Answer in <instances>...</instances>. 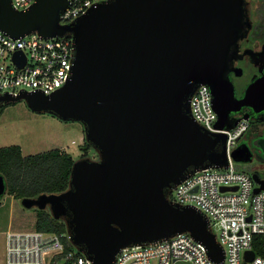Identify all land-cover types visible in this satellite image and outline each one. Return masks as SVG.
<instances>
[{"label":"water","instance_id":"water-1","mask_svg":"<svg viewBox=\"0 0 264 264\" xmlns=\"http://www.w3.org/2000/svg\"><path fill=\"white\" fill-rule=\"evenodd\" d=\"M67 4L34 0L14 9L10 0H0V30L13 37L32 30L44 37L70 35L73 54L63 85L49 93L0 92V107L22 99L34 111L79 121L96 152L73 160L66 189L22 197L21 205L62 218L70 242L89 264H111L121 247L180 231L221 261L222 247L205 215L167 195L195 170L227 164L225 133L200 125L189 98L200 83L210 88L209 80L225 72L244 29L243 0H100L60 23ZM13 59L24 62L20 50ZM257 84L264 92V82L256 81L246 96ZM211 100L215 125H235L217 108L212 92ZM231 155L235 161L250 159L244 142ZM250 174L257 183L253 191L264 188V177ZM4 191L0 173V195ZM252 256V250L244 252L245 259Z\"/></svg>","mask_w":264,"mask_h":264},{"label":"built area","instance_id":"built-area-1","mask_svg":"<svg viewBox=\"0 0 264 264\" xmlns=\"http://www.w3.org/2000/svg\"><path fill=\"white\" fill-rule=\"evenodd\" d=\"M33 1L10 0V3L14 9H25ZM98 1L68 0L59 13L60 23L72 21ZM16 50L24 56L21 65L13 59ZM72 57L70 35L44 37L32 30L13 37L0 30V92L40 90L49 93L68 79ZM189 109L205 129L225 133L227 164L195 170L170 188L167 196L173 202L191 204L205 215L208 228L222 247V260H212L200 241L188 231H180L157 242L121 247L111 264H264V188L253 191L257 183L250 172L236 168L231 155L247 123L241 119L229 129L217 127L211 93L204 83L191 94ZM221 186L228 188L221 190ZM255 234L259 235L257 241ZM255 243L260 252L253 251ZM248 249L253 251L249 260L244 257ZM3 261L4 264L90 263L73 246L66 231L50 232L33 227L4 231Z\"/></svg>","mask_w":264,"mask_h":264},{"label":"flooded vegetation","instance_id":"flooded-vegetation-1","mask_svg":"<svg viewBox=\"0 0 264 264\" xmlns=\"http://www.w3.org/2000/svg\"><path fill=\"white\" fill-rule=\"evenodd\" d=\"M243 7L244 29L227 68L208 83L217 108L228 118L246 121V129L237 138V144L244 142L250 151V159L243 163L250 173L264 177L259 173L264 169V92L258 91L263 84L245 94L251 83L264 82V0H243Z\"/></svg>","mask_w":264,"mask_h":264},{"label":"rangeland","instance_id":"rangeland-1","mask_svg":"<svg viewBox=\"0 0 264 264\" xmlns=\"http://www.w3.org/2000/svg\"><path fill=\"white\" fill-rule=\"evenodd\" d=\"M83 138L79 121L62 120L47 112L34 111L22 99L0 107V146L16 143L23 155L62 147L76 159L83 152L80 147ZM85 153V156L95 157L92 147ZM235 166L249 172L242 161H235ZM259 173L264 176V169ZM35 208L22 206L20 200L5 191L0 195V264H4V231L32 228Z\"/></svg>","mask_w":264,"mask_h":264},{"label":"trees","instance_id":"trees-1","mask_svg":"<svg viewBox=\"0 0 264 264\" xmlns=\"http://www.w3.org/2000/svg\"><path fill=\"white\" fill-rule=\"evenodd\" d=\"M80 147L83 151L80 156H85L86 150L91 146L83 138ZM73 160L70 152L58 147L23 155L16 143L0 146V173L5 180V192L18 200L40 193L60 192L68 187ZM32 227L50 232L66 231L63 219L54 218L47 208H35ZM258 237V234L254 235L256 241ZM252 249L255 253L260 252L258 243Z\"/></svg>","mask_w":264,"mask_h":264},{"label":"crops","instance_id":"crops-1","mask_svg":"<svg viewBox=\"0 0 264 264\" xmlns=\"http://www.w3.org/2000/svg\"><path fill=\"white\" fill-rule=\"evenodd\" d=\"M72 141V140H71ZM72 143H74V142H72ZM20 146V145H19ZM58 148H61V149H64V148H62V147H58ZM21 149V148H20ZM65 150V149H64Z\"/></svg>","mask_w":264,"mask_h":264}]
</instances>
